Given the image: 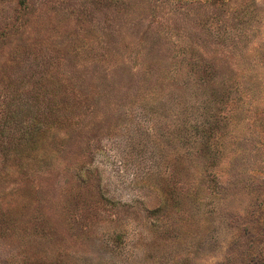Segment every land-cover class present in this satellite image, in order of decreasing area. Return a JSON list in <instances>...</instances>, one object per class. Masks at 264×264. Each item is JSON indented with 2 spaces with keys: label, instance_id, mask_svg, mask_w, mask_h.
Returning <instances> with one entry per match:
<instances>
[{
  "label": "rangeland",
  "instance_id": "1",
  "mask_svg": "<svg viewBox=\"0 0 264 264\" xmlns=\"http://www.w3.org/2000/svg\"><path fill=\"white\" fill-rule=\"evenodd\" d=\"M0 264H264V0H0Z\"/></svg>",
  "mask_w": 264,
  "mask_h": 264
}]
</instances>
